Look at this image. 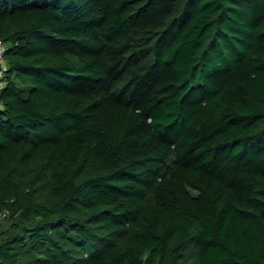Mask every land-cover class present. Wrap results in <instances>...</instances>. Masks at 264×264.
<instances>
[{
    "label": "trees",
    "instance_id": "trees-1",
    "mask_svg": "<svg viewBox=\"0 0 264 264\" xmlns=\"http://www.w3.org/2000/svg\"><path fill=\"white\" fill-rule=\"evenodd\" d=\"M0 264H264V0H0Z\"/></svg>",
    "mask_w": 264,
    "mask_h": 264
},
{
    "label": "built area",
    "instance_id": "built-area-1",
    "mask_svg": "<svg viewBox=\"0 0 264 264\" xmlns=\"http://www.w3.org/2000/svg\"><path fill=\"white\" fill-rule=\"evenodd\" d=\"M0 46H1V43H0ZM1 54H2V51H1ZM7 212H8L7 210L0 211V220L6 216Z\"/></svg>",
    "mask_w": 264,
    "mask_h": 264
},
{
    "label": "rangeland",
    "instance_id": "rangeland-1",
    "mask_svg": "<svg viewBox=\"0 0 264 264\" xmlns=\"http://www.w3.org/2000/svg\"><path fill=\"white\" fill-rule=\"evenodd\" d=\"M1 51H2V45L0 46V54H1ZM0 63L1 64L3 63L1 55H0ZM0 75H1V73H0Z\"/></svg>",
    "mask_w": 264,
    "mask_h": 264
}]
</instances>
